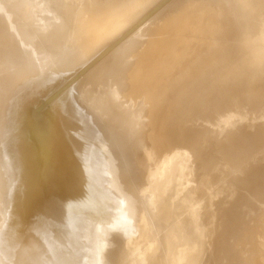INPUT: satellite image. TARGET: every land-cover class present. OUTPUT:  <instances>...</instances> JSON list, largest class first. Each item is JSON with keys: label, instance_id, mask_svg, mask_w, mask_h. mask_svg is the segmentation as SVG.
<instances>
[{"label": "bare ground", "instance_id": "1", "mask_svg": "<svg viewBox=\"0 0 264 264\" xmlns=\"http://www.w3.org/2000/svg\"><path fill=\"white\" fill-rule=\"evenodd\" d=\"M263 143L264 0H0V264H244Z\"/></svg>", "mask_w": 264, "mask_h": 264}, {"label": "rangeland", "instance_id": "2", "mask_svg": "<svg viewBox=\"0 0 264 264\" xmlns=\"http://www.w3.org/2000/svg\"><path fill=\"white\" fill-rule=\"evenodd\" d=\"M256 106H258L260 108L261 104L257 101V103H255ZM192 141V140H191ZM199 140H197V138L193 141V146L195 144V149L197 150V153L199 154V156L205 160V158H207V155H206V147H203L201 144L198 143ZM176 146H180L182 147V149L185 150V145H186V142H182L180 145L178 144H175ZM173 145V146H175ZM171 146V145H170ZM169 148V146L167 147ZM169 151V150H168ZM255 155L256 156H263L264 157V143L259 145L257 147V149H255ZM261 159V158H259ZM246 162V161H245ZM244 161L240 162L241 164H239V166L241 165V167H247L246 163ZM245 163V164H244ZM240 167V168H241ZM242 169V168H241ZM241 191L243 193L245 199H250V191L248 190L247 187L245 186H242L241 188ZM235 200V199H234ZM233 206L232 208L230 209V212H229V216H228V219L229 222H224L223 224H219V234L223 231H225L227 229V227L229 226L230 228L232 226L236 227L237 225L240 224V220L242 219V216L243 214H239V211L236 209L235 206H237L238 204V201L235 200L233 203ZM264 211H260V212H257L256 215H255V218H254V222L250 225V227L248 228V233H247V236H246V239L245 237L243 236V241L242 242V247L235 251L236 255L237 256H240L241 259H243V262L244 264H248V260L244 259V255L247 253V251H250L251 248L253 247L254 243L258 242V254L259 256L262 258V263L264 264ZM177 221L175 222V225H181L184 223V221H188V222H193V217L191 216L190 213H187V212H182L178 215ZM244 233H246V231L243 230ZM250 264H253V263H250Z\"/></svg>", "mask_w": 264, "mask_h": 264}]
</instances>
